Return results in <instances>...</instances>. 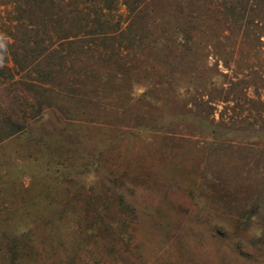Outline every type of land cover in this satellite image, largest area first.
Masks as SVG:
<instances>
[{"label":"rangeland","instance_id":"obj_1","mask_svg":"<svg viewBox=\"0 0 264 264\" xmlns=\"http://www.w3.org/2000/svg\"><path fill=\"white\" fill-rule=\"evenodd\" d=\"M27 1H0V264H264V0Z\"/></svg>","mask_w":264,"mask_h":264},{"label":"trees","instance_id":"obj_2","mask_svg":"<svg viewBox=\"0 0 264 264\" xmlns=\"http://www.w3.org/2000/svg\"><path fill=\"white\" fill-rule=\"evenodd\" d=\"M49 1H51V3L52 2L54 3L55 0H49ZM147 1L148 0H99V2H97L96 0H87L84 4H86V5L95 4L98 6H103L104 9H105V7H107V9H110L111 4H120L121 3L122 5H125L128 8H131V10L132 9L136 10L137 8L139 9L141 6H143V4H145ZM44 3H45V0H28L27 1V5H35V7H37V8L40 7ZM228 16L231 17V19L233 21H236V19H234L235 17H237V11L235 10V8H233L232 11H229ZM27 17H28L27 20L30 21L31 16H27ZM21 19H23V18H21ZM171 37L172 38H170V39L173 40L174 35H171ZM185 41L186 42L190 41V39H185L184 42ZM173 44H174V46H177V47H179V45H180V44H177L176 41L174 42V40H173ZM167 48L171 49V45L167 46ZM171 50H173V47Z\"/></svg>","mask_w":264,"mask_h":264}]
</instances>
